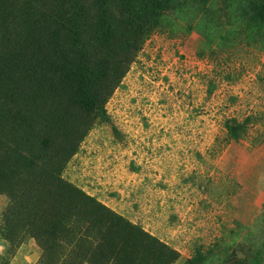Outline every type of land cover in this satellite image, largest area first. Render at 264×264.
Returning <instances> with one entry per match:
<instances>
[{
    "label": "rangeland",
    "instance_id": "374dc122",
    "mask_svg": "<svg viewBox=\"0 0 264 264\" xmlns=\"http://www.w3.org/2000/svg\"><path fill=\"white\" fill-rule=\"evenodd\" d=\"M262 12L178 1L62 172L175 249L172 264H264V31L244 35ZM9 204L0 195V264H39L35 240H4Z\"/></svg>",
    "mask_w": 264,
    "mask_h": 264
},
{
    "label": "trees",
    "instance_id": "16d2710c",
    "mask_svg": "<svg viewBox=\"0 0 264 264\" xmlns=\"http://www.w3.org/2000/svg\"><path fill=\"white\" fill-rule=\"evenodd\" d=\"M178 1L0 0V195L10 199L1 233L17 246L35 240L39 264L176 260L62 172L94 117L109 120L105 102L129 56ZM263 23L264 12L249 16L244 35Z\"/></svg>",
    "mask_w": 264,
    "mask_h": 264
}]
</instances>
